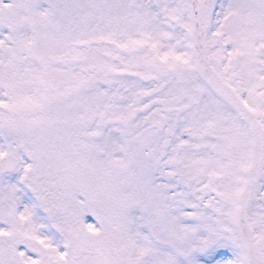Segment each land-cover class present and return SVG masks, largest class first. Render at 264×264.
I'll use <instances>...</instances> for the list:
<instances>
[{"label": "snow or ice", "instance_id": "1", "mask_svg": "<svg viewBox=\"0 0 264 264\" xmlns=\"http://www.w3.org/2000/svg\"><path fill=\"white\" fill-rule=\"evenodd\" d=\"M0 264H264V0H0Z\"/></svg>", "mask_w": 264, "mask_h": 264}]
</instances>
